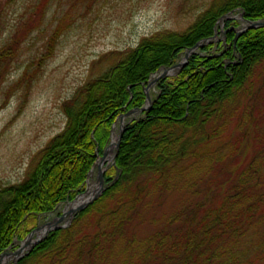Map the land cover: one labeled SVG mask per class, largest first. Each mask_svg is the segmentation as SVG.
<instances>
[{"label":"trees","instance_id":"1","mask_svg":"<svg viewBox=\"0 0 264 264\" xmlns=\"http://www.w3.org/2000/svg\"><path fill=\"white\" fill-rule=\"evenodd\" d=\"M235 12L244 21L264 20V0H211L184 31L142 39L62 103L63 130L19 183L0 187V255L35 230L39 215L83 192L117 116L143 107L149 78L200 44L181 69L156 82L151 106L124 125L101 195L16 264H264V146L241 160L250 136L224 148L220 134L225 106L248 96L254 78L264 83V28L234 42L236 23L222 17ZM222 26L221 42H205ZM213 47L218 52L210 55ZM213 120L221 125L208 131ZM220 141L214 151L207 148ZM201 161L212 162L211 176L224 172L202 202L180 207L145 237L131 232L152 191L160 196L167 180L194 175Z\"/></svg>","mask_w":264,"mask_h":264},{"label":"rangeland","instance_id":"2","mask_svg":"<svg viewBox=\"0 0 264 264\" xmlns=\"http://www.w3.org/2000/svg\"><path fill=\"white\" fill-rule=\"evenodd\" d=\"M210 2L0 0V187L19 183L33 159L63 130L66 118L61 105L65 100L86 82L101 77L117 62L121 53L134 49L142 39L162 31H184ZM233 15L236 30H239L242 27L239 13ZM221 40L222 34L218 33L210 43L218 44ZM49 47L50 55L44 58ZM217 52L213 47L208 53ZM182 58L183 54L177 61ZM155 94V86H152L149 89L151 99ZM140 114L125 118L123 124L138 119ZM222 114L225 123L220 134L227 138L224 148L242 134H248L250 139L243 146L241 160L251 156L255 146H264V83L260 78L253 79L248 96L227 104ZM119 125L118 120L113 129L114 138L118 136ZM220 125V120H213V128L208 131ZM220 143L209 144L207 148L214 151ZM108 145L109 141L103 151ZM114 151L112 148L108 154V168ZM212 162V167L219 165ZM212 162L201 161L194 175L172 176L170 182L167 180L169 188L160 196L153 190L146 200V208L135 218L130 231L138 238L145 237L161 227L180 207L202 202L206 188L223 178V171L216 176L207 174ZM96 179L95 167L85 181L84 193L89 184L95 189ZM209 179L211 182H207ZM75 198L58 205L53 213L39 215L36 228L60 216ZM68 218L64 217L57 225H70L72 220L68 224ZM35 237L33 234L30 242ZM21 241H15L14 246L2 254L13 253ZM26 252L27 248L23 251L24 256ZM259 253L264 257V250ZM1 264H13L12 257L5 258Z\"/></svg>","mask_w":264,"mask_h":264},{"label":"water","instance_id":"3","mask_svg":"<svg viewBox=\"0 0 264 264\" xmlns=\"http://www.w3.org/2000/svg\"><path fill=\"white\" fill-rule=\"evenodd\" d=\"M230 14V13H229ZM228 14V15H229ZM225 15L222 17V19H234L235 16H228ZM239 19L241 21H243L242 27L239 30H236L235 33V37H234V42L236 41L237 37H239L242 33L251 30V29H259V28H264V20H259V21H244L242 15H239ZM218 33H221V31L219 30L218 32H215L214 36L208 40H206L205 42H209L210 40H213L215 37H217ZM200 44L195 45L193 48L188 49L187 51L184 52L183 54V58L181 61H179L178 63L174 64L173 66H170L168 68H162L160 70H158L157 72H155L150 78L149 81L147 83L146 86H144V92H145V105L141 108L138 109H131L127 112L121 113L113 122L111 129H110V135H109V145L107 146L106 151L103 152V154L101 156L97 155V159L95 160V163L92 167V169L90 170V173L94 170V168H97V185L93 191V193L87 198L85 199L72 213H70L68 215V224L71 222L73 215L81 210H83L87 205L91 204L94 200H96L101 193L104 191V179H103V175L105 170L107 169L108 165L106 163L107 161V157L108 154L110 153V150L112 148L115 149V152L113 154V156L111 157V164L114 163V158L116 156V151L118 149L119 143L121 141V136L123 134V128H124V120L127 117H130L131 115L135 114V113H143L145 110H147L150 106H151V97L149 95V89L152 86H155L156 82L162 78H165L167 76H171L175 74V70H179L181 69L185 63L187 62V59L189 57L190 54H192L198 47ZM153 78V79H152ZM119 120V130H118V136L117 138H115L114 140L112 139V134H113V129L114 126L116 124V122ZM131 120H129L130 122ZM85 193L80 194L79 196H77L75 198V200L84 195ZM65 217L64 212L56 217L55 219L51 220L50 222L44 224L43 226L36 228L33 232H31L26 239H24L23 241H21L19 247L11 254H1L0 255V264L3 262V260L7 257H12L13 260V264H16L17 261L22 258L24 256L23 251L27 248V252L25 254H27L29 251H31V249L37 245L38 243H40L43 239L46 238V236L54 230L60 229V228H65L67 225L65 226H58L57 223L61 222ZM35 234L36 237L31 241V242H27V247L24 249V245L26 243V241L28 239L31 238V236ZM23 254V255H22Z\"/></svg>","mask_w":264,"mask_h":264},{"label":"bare ground","instance_id":"4","mask_svg":"<svg viewBox=\"0 0 264 264\" xmlns=\"http://www.w3.org/2000/svg\"><path fill=\"white\" fill-rule=\"evenodd\" d=\"M112 139L114 140L115 138L114 137H112ZM93 187L92 186H90V184L88 185V191L84 194V195H82V196H80V197H78L76 200H74L73 202H71V203H69L66 207H65V209H64V214H65V217H68V215L70 214V213H72L85 199H87L92 193H93V191H94V189H92ZM27 242H30V239H28L27 241H26V243H25V245L23 246L24 247V249L27 247Z\"/></svg>","mask_w":264,"mask_h":264}]
</instances>
